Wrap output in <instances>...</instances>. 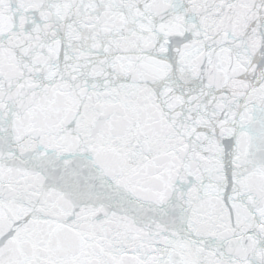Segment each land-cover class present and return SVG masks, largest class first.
Instances as JSON below:
<instances>
[{
  "label": "snow or ice",
  "instance_id": "obj_1",
  "mask_svg": "<svg viewBox=\"0 0 264 264\" xmlns=\"http://www.w3.org/2000/svg\"><path fill=\"white\" fill-rule=\"evenodd\" d=\"M0 264H264V0H0Z\"/></svg>",
  "mask_w": 264,
  "mask_h": 264
}]
</instances>
